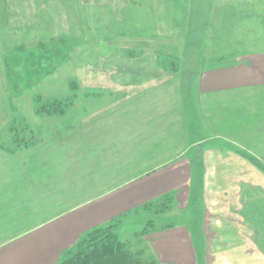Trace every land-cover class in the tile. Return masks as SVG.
Wrapping results in <instances>:
<instances>
[{
  "label": "crops",
  "instance_id": "0c3cea01",
  "mask_svg": "<svg viewBox=\"0 0 264 264\" xmlns=\"http://www.w3.org/2000/svg\"><path fill=\"white\" fill-rule=\"evenodd\" d=\"M145 49L88 70L96 82L83 86L80 125L68 126L67 134L11 154L0 149L27 156L23 175L0 179V264H57L85 232L169 191L184 208L195 194V175L201 236L195 219L150 233L160 260L264 264L263 233L244 214L250 189L264 191V172L242 151L257 156L251 133L264 139L260 127L251 128L264 124L263 102L251 112V92H264V64L197 68L186 76L184 63L176 73L165 71L156 52ZM190 136L198 142L189 144Z\"/></svg>",
  "mask_w": 264,
  "mask_h": 264
},
{
  "label": "rangeland",
  "instance_id": "374dc122",
  "mask_svg": "<svg viewBox=\"0 0 264 264\" xmlns=\"http://www.w3.org/2000/svg\"><path fill=\"white\" fill-rule=\"evenodd\" d=\"M131 43L135 49L130 48ZM159 47L167 51L173 49L180 56L186 76L191 72L195 74L197 68L202 71L211 67L214 56L231 52L237 53L238 65L256 68L264 64V0H0V149L11 154L9 149L19 147L13 142L9 129L21 117L30 125L21 135L26 139L33 137L32 146L49 143L53 136L71 131L67 127L82 117L83 86L96 82L95 73L88 70L107 67L113 55L124 61L129 55H140L145 48L157 52ZM71 84L78 86L79 106L76 100L74 110L61 116L36 114L34 99L37 95L44 99L60 98L70 93ZM263 94L251 92V101L255 103L251 112L260 111L258 99L264 97ZM75 124L76 127L80 122ZM252 127L256 131L260 127L258 132L264 135V124ZM251 134L254 138L249 144L257 153L255 158L264 163V139L256 132ZM194 141L190 136L189 144L198 142ZM59 143L63 144L60 138ZM20 147L27 148L26 145ZM242 151L255 155L246 149ZM3 157L9 159L10 164L0 160V179L14 181L23 175L26 155ZM75 165L80 171L81 162L76 159ZM28 170L31 172L32 168ZM197 176L192 188L195 194L191 195L189 204L177 207L176 193L169 212L159 216H150L147 212L136 216L127 214L120 231L122 239L131 238L146 226L152 228V225L170 222L188 225L195 223V217L200 219L199 199L203 197ZM260 203H264V191L251 188L246 209L253 210ZM198 220L194 230L201 236L202 224ZM159 231L164 230L155 232ZM147 236L137 249L164 264ZM203 237L197 238L205 244Z\"/></svg>",
  "mask_w": 264,
  "mask_h": 264
},
{
  "label": "trees",
  "instance_id": "16d2710c",
  "mask_svg": "<svg viewBox=\"0 0 264 264\" xmlns=\"http://www.w3.org/2000/svg\"><path fill=\"white\" fill-rule=\"evenodd\" d=\"M156 59L158 66L165 71L176 73L180 70V56L173 49L171 51L159 49L156 52ZM212 60L214 64L210 63L211 67L209 68L211 69L238 63L237 53L233 52L214 56ZM69 89L70 93L60 98L44 99L41 95H37L34 99L36 114L39 116H61L68 114L76 103L78 86L76 84L72 86L71 84ZM259 100L261 104L262 102L264 103V97ZM16 121L9 129L13 142L19 146L17 148H21L20 146L23 145H26L27 148L31 147L35 139L33 137L26 139L21 135L22 132L28 128L30 129V125H28L24 117ZM243 155L264 172V163L255 158V155ZM175 194L174 191L168 192L158 198L149 200L139 207L130 210V212L123 214L121 217H117L104 225L94 227L85 232L74 246L63 252L57 264H162L155 257L145 256L143 251L137 249V245L142 243L148 234L171 228L175 226V223L170 222L162 226L155 224L152 225V228L146 226L141 232L134 234L128 239H122L120 231L123 227V218L128 216L127 214L129 216H136L141 212H147L150 216L151 214L159 216L163 212H169L171 204L174 203ZM245 216L257 225V229L263 233L261 247L264 250V203L258 204L253 210L245 209ZM150 223L154 224V221L151 220Z\"/></svg>",
  "mask_w": 264,
  "mask_h": 264
}]
</instances>
